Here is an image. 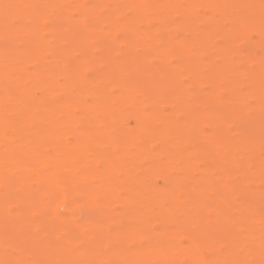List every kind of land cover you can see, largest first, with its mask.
Listing matches in <instances>:
<instances>
[{
  "label": "bare ground",
  "instance_id": "obj_1",
  "mask_svg": "<svg viewBox=\"0 0 264 264\" xmlns=\"http://www.w3.org/2000/svg\"><path fill=\"white\" fill-rule=\"evenodd\" d=\"M212 1L0 0V213L51 228L29 264H264V122L257 139L227 125L242 102L264 117V0L198 9ZM207 50L224 55L214 68ZM80 194L110 229L52 210Z\"/></svg>",
  "mask_w": 264,
  "mask_h": 264
},
{
  "label": "rangeland",
  "instance_id": "obj_2",
  "mask_svg": "<svg viewBox=\"0 0 264 264\" xmlns=\"http://www.w3.org/2000/svg\"><path fill=\"white\" fill-rule=\"evenodd\" d=\"M157 2H160V0H156ZM216 4H218L217 1H215ZM209 4H214V0L211 3L208 2H201L198 5V9L200 11H206V7ZM218 6L223 9L226 10V7L224 5V3H220L218 4ZM135 19V18H133ZM156 19H151V23H155ZM228 21H225V25H227ZM71 24V23H70ZM71 25H75V23H72ZM142 29L135 26L133 27L128 34L134 36V41H137L138 44L143 43L142 36L141 34H138ZM225 28L223 27L222 31H224ZM250 35V37L252 38V40H254L256 43L255 47L253 44V52L256 54H259L260 49L257 47L258 43L260 41H258V37H257V33L255 29H252L249 31L248 33ZM215 42H220L222 40V36L218 35L217 37H215ZM208 52L204 54V57L206 59H208L205 68L206 67H210V68H214L216 66V64L224 57L223 54H217V53H213L214 51H210L207 50ZM104 51H100V54H102ZM120 56V55H119ZM132 57H134L135 59L138 58V55H133ZM209 57V58H208ZM183 63L187 64V62L182 59ZM132 68L138 69L137 65H133ZM245 74H251V71L249 69H246L243 71ZM108 78V77H107ZM139 82L144 83L146 81L145 78H137ZM149 90L152 91V93L155 94H159V95H165L169 98L173 97L175 94L174 88L173 87H164L163 86H159L158 84H152L149 87ZM196 90V89H195ZM264 95V91L262 92ZM263 108H264V102H263ZM237 109V110H234ZM231 110H233L235 112V114L230 117V119H228L227 121V125L235 130L236 128H245V129H249V135H251V137L253 139H257L260 138L261 136V131L260 130H255L256 128H258L259 124H261V122H264V117H261V115L259 117H255L253 114L250 116H244L243 114L239 113V112H246L249 113L251 110V107L246 103V102H242L240 104H235L233 106H231ZM205 127H207V125H205ZM242 130V129H240ZM204 160V162L206 163L207 159L206 157H200ZM195 159V158H194ZM212 163V162H211ZM229 173V172H227ZM244 174L242 171L241 172H237L234 174H226V173H218L217 177H222V178H228L231 180H237V181H242L244 179ZM153 180L156 182L157 187H161L164 184V178L162 176L156 175L153 177ZM215 180V179H213ZM209 192H213V193H217V192H221V188L219 186H213L211 187ZM237 192L239 193H245L246 190L241 187L238 186L237 187ZM17 196H20L22 198H25V196H22V194H19ZM74 204L76 205L74 208H68L66 205L63 206H53L52 210L56 213L59 214H63L66 210H71L73 212V216L74 218L78 221H83L86 220L90 217L95 218L96 220L99 219V225L102 228H106V229H110L111 228V222L110 221H101L100 217L102 215V213L104 212L103 209H101L98 206V200L97 199H93V198H87L85 197L83 194L81 195H77L74 197ZM0 218H3L6 222H7V227H6V231L4 234V240H5V245L7 247L6 249V254H0V260L5 262V263H11L10 260L13 259L14 257H16V255L18 254V252H22L23 254H25V256L27 257V261L26 264L30 263V260L33 257L38 258V255L40 254V252L42 250L46 249V239L43 237L46 236L48 234V232L51 230V228H48L47 232L37 235V234H29L30 230H28L27 228L14 224L12 222H10L9 220L11 219V217H9L8 215L4 214V213H0ZM208 220L206 218H202L200 219L198 222L205 224ZM103 236L106 237H111V232L109 230L103 232ZM70 236L73 238H81L83 236V233H81L80 231H70L69 232ZM213 261L215 262V260L213 259ZM69 264H73V262L67 261ZM214 262H212V264H214Z\"/></svg>",
  "mask_w": 264,
  "mask_h": 264
}]
</instances>
